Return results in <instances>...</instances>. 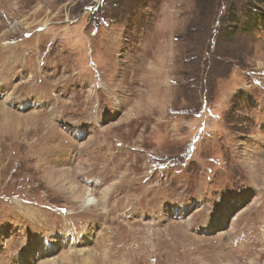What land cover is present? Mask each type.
Masks as SVG:
<instances>
[{"label":"rangeland","instance_id":"374dc122","mask_svg":"<svg viewBox=\"0 0 264 264\" xmlns=\"http://www.w3.org/2000/svg\"><path fill=\"white\" fill-rule=\"evenodd\" d=\"M232 8L0 0V264L68 234L27 264H264V24L224 39Z\"/></svg>","mask_w":264,"mask_h":264},{"label":"bare ground","instance_id":"6f19581e","mask_svg":"<svg viewBox=\"0 0 264 264\" xmlns=\"http://www.w3.org/2000/svg\"><path fill=\"white\" fill-rule=\"evenodd\" d=\"M9 98H10V96H6L7 100ZM1 110H2V108H1ZM1 110H0V112H2ZM6 114H8V112H6ZM6 116H7V118H9V120L11 121L12 124H18V125H22V126H25V127H28L30 125V123H31L30 118H32L31 116L30 117H27V116L26 117H18V116L14 115V114L6 115ZM4 118H5V116H4ZM35 122H36V120H35ZM69 175L70 174H68L67 172H63L61 179L60 178H56V175H51L50 177L54 178V180L53 179H50V180H53L52 183L55 184V185H56V181L60 182V186L58 188L63 190V191H68V193H70V196L72 197L71 199H73L74 201H79L80 203H83L85 205L91 204V206H92V204H96L98 198L95 195H93L91 193V191L86 190V193H83L82 189L78 188L77 185H72L73 182H72V180H71ZM62 181H63V183H62ZM65 185H67V186H65ZM84 196H85V198L83 199ZM79 198H81L83 200H80ZM96 230L97 229L94 226H90L84 233L85 236L82 239L83 250H81L79 252L80 253L83 252L81 254H83L84 256L86 255L85 257H88L87 255L89 254V248L86 247L85 240L88 241L92 237V235L95 233ZM48 240L55 241V239L50 238V237L48 239H46L45 242H43L42 240L39 241V238H38L37 242L39 243L38 244L39 246L36 249H32L30 247L26 248V249H23L21 253L16 255V258H17L16 261L19 262L20 264H27V262H29V261H34L37 256L38 257L42 256L45 251H53L54 248L59 246V245H62V246H65V245L77 246L76 240L73 239L70 236V234L60 238L57 241L59 243H57L56 241L54 243H46ZM37 252L39 254H41V255L37 254ZM67 257L63 256L62 258H67ZM41 264H54V263L52 261L50 262V260H49L47 262H42ZM225 264H232V263L227 261Z\"/></svg>","mask_w":264,"mask_h":264},{"label":"trees","instance_id":"16d2710c","mask_svg":"<svg viewBox=\"0 0 264 264\" xmlns=\"http://www.w3.org/2000/svg\"><path fill=\"white\" fill-rule=\"evenodd\" d=\"M258 8L253 11L245 9L243 19H240L237 16V13L234 12L235 8H232L229 15L225 18L226 28L223 31V38L227 39L235 35L236 32L242 33H252L263 29L262 24H264V0H256Z\"/></svg>","mask_w":264,"mask_h":264}]
</instances>
